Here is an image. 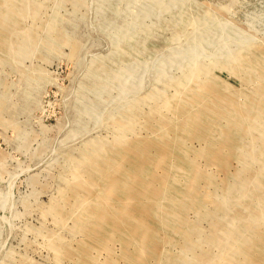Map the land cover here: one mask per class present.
<instances>
[{
    "label": "rangeland",
    "instance_id": "rangeland-1",
    "mask_svg": "<svg viewBox=\"0 0 264 264\" xmlns=\"http://www.w3.org/2000/svg\"><path fill=\"white\" fill-rule=\"evenodd\" d=\"M0 264H264V0H0Z\"/></svg>",
    "mask_w": 264,
    "mask_h": 264
}]
</instances>
